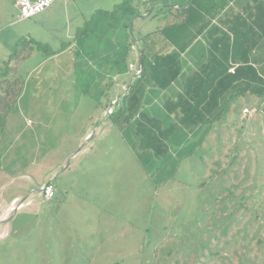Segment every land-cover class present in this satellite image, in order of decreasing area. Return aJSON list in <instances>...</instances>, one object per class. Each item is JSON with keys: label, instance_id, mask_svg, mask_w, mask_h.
I'll use <instances>...</instances> for the list:
<instances>
[{"label": "rangeland", "instance_id": "1", "mask_svg": "<svg viewBox=\"0 0 264 264\" xmlns=\"http://www.w3.org/2000/svg\"><path fill=\"white\" fill-rule=\"evenodd\" d=\"M123 1L58 0L50 9L81 10L89 19ZM147 1L131 4L148 16L133 19L136 40L171 23L177 12L164 6L147 12ZM16 2L0 0V71L12 59L14 72L0 106L19 94L9 110H0L6 112V121L0 119V211L4 198L12 215L0 222V264H264V106L245 118L258 100L235 101L197 154L165 181L175 171L173 161L164 172H146L107 121L140 74L143 44L132 49L130 73L116 77L98 103L77 85L84 80L73 59L78 45L44 61L51 50L76 43L58 35L71 30L35 32L50 42L39 50L26 36L38 16L20 21ZM49 182L57 187L55 197L43 204L39 192Z\"/></svg>", "mask_w": 264, "mask_h": 264}, {"label": "trees", "instance_id": "2", "mask_svg": "<svg viewBox=\"0 0 264 264\" xmlns=\"http://www.w3.org/2000/svg\"><path fill=\"white\" fill-rule=\"evenodd\" d=\"M134 1L145 4L146 0H125L111 11H99L78 30L75 66L89 82L78 81L77 85L85 87V96L100 103L108 93L107 86L116 77L130 73L132 49L143 44L139 46L141 53L146 48L143 60L139 59L140 74L115 104L109 119L146 172H164L173 161L175 171L165 180L168 181L175 178L183 162L197 154L216 124L227 119L235 101L250 96L258 100V111L264 106V57L253 54L264 47V2L253 10L251 25L241 16L235 18V24L244 22L248 26L244 35L235 34L233 44L227 35L213 41L207 60L198 59L190 68L182 55L195 52L190 51L208 26L204 23L208 8L203 5L212 6V0H181L188 4L187 10L177 8L170 15L171 23L139 40L134 38L131 27L133 19L144 12L140 4L132 7ZM148 1L151 6L156 2ZM167 17L164 15V19ZM214 31L210 29L208 36H213ZM155 34H161L174 50L148 57L147 40ZM37 47L43 48L41 44ZM11 60L6 61L5 76L10 73ZM17 96L5 106V111L17 103ZM5 111L0 115L3 122Z\"/></svg>", "mask_w": 264, "mask_h": 264}, {"label": "crops", "instance_id": "3", "mask_svg": "<svg viewBox=\"0 0 264 264\" xmlns=\"http://www.w3.org/2000/svg\"><path fill=\"white\" fill-rule=\"evenodd\" d=\"M64 1L66 3L69 0H64ZM212 2H213L212 6L210 4L209 5H207V4L203 5V8H208V10H209V11L206 10L204 12L205 13V15H204L205 16V20H204L205 22L204 23L207 24L208 26H207V30L204 32V34H202L201 36L198 37L197 41L195 42V44L193 45V47L190 51V52H192L195 49V52L193 51L192 55H190V56H188V54L182 55V59L188 63L190 68L194 67V62L197 61L198 59L207 60V57L209 56L210 45H211V43H213V41L221 39L222 37L224 38L227 35V37H229L231 40L230 44H233L235 34H239V36L244 35L246 30H247L246 27H248V26L245 25L244 22L242 23L243 25L242 24H240V25L235 24V18L237 16H241L243 18V20L250 22V25H251V21H249L251 19H249V18L251 17L253 10L256 8V6H257V4H259V2H264V0H212ZM167 3L169 6L163 4L161 1L156 0L155 4L153 5L154 7L152 6L151 8H153L152 9L153 12L156 10V8H159L160 6H164L166 8H176V9L183 7L186 10L189 8L188 4H186L185 2H183L181 0H172V3L171 2H167ZM99 11H105V10L100 9V10L96 11L88 19V17L85 16L84 13L81 12V10H79L78 12H75L71 8H53V9H50L49 11H46L45 13L38 15V17L36 16L37 20H35L33 23V25L36 27L34 29H30V31L26 34V36L28 35L32 42H35L37 45L41 44L44 47V45H48V43H50V42H48V40H45L40 35L39 36L34 35L35 32H43L44 30H48V29H59L62 31V29L65 27L66 30H71V31L67 32L65 34L60 33V34H58L59 37L63 39V37L66 36V37H70V40L76 39L77 34H78V30L84 28L86 23L94 16V14H96ZM163 18H164V16H163ZM208 21H211V22L209 23ZM212 28L215 29L216 31L213 32V36H208L207 32ZM234 31H236V32H234ZM55 37L59 39V37H57V36H55ZM152 41L154 43L153 51L150 49L151 50V56H149L148 50H147L148 57H152L155 54H168L174 50L173 45L170 44L161 34L152 35L147 40V44L151 46ZM72 45H77V42L76 43H70V44L68 43V46L66 45V47L61 49L60 51H52L51 50L49 57L47 59H44V61L52 62V61L59 60V58L61 56L65 55V52H69V53L72 52V50L74 49L73 48L74 46H73L72 50H71L70 47ZM253 54L254 55L258 54L259 56H261V58H263L264 57V47H263V49H258L257 51L253 52ZM73 59L75 61L74 55H73ZM5 66H6V64H5ZM3 69L4 68H2V70L0 71V77H1L0 82L2 84H4V87L0 90V101L2 103L4 102L6 104L8 100H5V97L7 98L8 88L12 84V83L10 84V79L14 78V76L12 75V73H14V72L12 71V68H11L9 75L5 76V72L3 71ZM11 71H12V73H11ZM185 71L187 72V69ZM50 73H52V72H49L48 75H50ZM74 73H76V72H74ZM11 81H12V79H11ZM42 81L43 80L41 78L39 82H42ZM42 84H43V82H42ZM42 84H37V85L41 87ZM24 85H25V83L23 82V86H22L23 89H24ZM23 89L21 90V92L23 91ZM154 102H155V104L158 103L157 100H155ZM5 106L6 105L0 106V110L3 108L5 109ZM107 121L111 122L109 117L107 118ZM89 136H90V133H87L85 135V141L87 139H89L88 138ZM0 141H1V137H0ZM23 177L24 178L27 177L28 180L31 181L30 177H28V176H23ZM13 184H14L13 181H11L8 185L1 187V188L6 190V188L8 186H11ZM48 184L54 188V197H55V192H56L57 187H55L52 184V182H49ZM2 195L3 194L1 193V198H2ZM41 197L43 200V204H44V201H45V203H50L51 200L54 198L53 197L52 199L47 200L46 198H44V196H42L39 193V198H41ZM2 199H3V201H2L1 211H0V222H4L5 220H8L12 217V215L9 216L11 214V212H10L11 208L7 209V207H8L7 203L5 202L4 198H2ZM18 199H21V197L18 196V197H15L14 199H12L11 204L14 203ZM26 200H28V199H25L23 202H25ZM30 202H32V200L28 201L27 204H24V203L23 204L29 205Z\"/></svg>", "mask_w": 264, "mask_h": 264}, {"label": "built area", "instance_id": "4", "mask_svg": "<svg viewBox=\"0 0 264 264\" xmlns=\"http://www.w3.org/2000/svg\"><path fill=\"white\" fill-rule=\"evenodd\" d=\"M58 0H17L16 6L20 11V21L30 20L40 14L48 11ZM232 73L234 69L230 70ZM113 112V108L109 109L108 116ZM258 112V109H245L243 116L245 118L253 117ZM44 198L50 200L54 197V188L49 185H43L39 192Z\"/></svg>", "mask_w": 264, "mask_h": 264}, {"label": "water", "instance_id": "5", "mask_svg": "<svg viewBox=\"0 0 264 264\" xmlns=\"http://www.w3.org/2000/svg\"><path fill=\"white\" fill-rule=\"evenodd\" d=\"M148 16H140V18H147ZM133 29V26L131 27V30ZM144 52H145V49H143V52H142V54H141V59L143 60V58H144ZM132 84V81H130V84L129 85H131ZM128 90V89H127ZM127 90L124 92V93H126L127 92ZM124 94H122L121 96H120V98L123 96ZM119 98V99H120ZM118 102V101H117ZM116 102V103H117ZM115 103V104H116Z\"/></svg>", "mask_w": 264, "mask_h": 264}]
</instances>
